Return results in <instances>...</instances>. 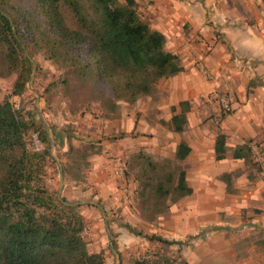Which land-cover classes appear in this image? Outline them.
Here are the masks:
<instances>
[{
    "label": "trees",
    "instance_id": "trees-1",
    "mask_svg": "<svg viewBox=\"0 0 264 264\" xmlns=\"http://www.w3.org/2000/svg\"><path fill=\"white\" fill-rule=\"evenodd\" d=\"M137 8L135 0H0V79L15 74L11 94L21 96L33 71L31 54L43 52L68 67L74 78L83 76L110 109L118 101L133 104L150 96L158 81L179 74L183 67L166 49L164 35L153 30ZM178 109L171 107L168 125L180 134L190 105L180 102ZM31 132L42 151H29L26 138ZM213 149L216 161L226 158L230 150L225 134H216ZM190 152L180 141L174 159L164 165L142 154L135 158L132 174L138 196L149 203L142 212L161 215L168 200L192 194L181 165ZM49 159L45 125L17 112L8 101L0 103V264H104L102 253L87 251L82 236L86 222L77 207L49 191ZM231 159L249 163L250 146L231 150ZM224 179L231 181L229 174ZM147 238L167 246L179 244L154 235Z\"/></svg>",
    "mask_w": 264,
    "mask_h": 264
},
{
    "label": "rangeland",
    "instance_id": "rangeland-1",
    "mask_svg": "<svg viewBox=\"0 0 264 264\" xmlns=\"http://www.w3.org/2000/svg\"><path fill=\"white\" fill-rule=\"evenodd\" d=\"M118 2L121 4L124 0ZM138 13L144 19V14L139 10ZM31 55L34 66L24 92L21 96L11 94L15 74L0 79V103L8 101L12 106L17 103V108L13 106L17 112L40 120L48 130L52 159L47 162V187L56 198L77 207L76 211L86 222L82 236L89 253H102L104 264L137 261L201 264L195 254L199 252L208 260L211 235L229 236L242 230L249 247V243L262 237L251 224V219L262 212L258 209L252 218L246 210L228 214L234 231L224 232V226H209L204 223H209L207 219L198 221L196 217L208 214V207H217L220 214L214 221L224 223L225 213L230 210L223 207H264V133L254 131L251 138L243 140V144L251 148L249 163L237 161L235 166V160H231V150L241 145L227 146L230 151L229 161L222 163L225 166L216 167L217 164L210 161L204 165L202 173L190 163L186 164V158L181 165L187 184L198 186L196 192L192 190L191 195L176 202L168 200V208L161 215L142 212L141 207H148L149 203L138 196V182L132 174L135 158L142 154L164 165L174 159L176 151L173 144L177 133L168 125L173 114L171 107H164L169 78L158 81L150 96L133 104L118 101L110 109V104H102L99 93L92 90L83 76L79 74L74 78L68 67L47 59L43 52ZM254 86L252 82L247 91ZM204 104L202 114L190 116V125L191 129H200L203 141L208 144L213 132H221L220 124L235 110L233 101H222L219 97ZM144 109L148 116L143 118ZM188 129L187 122L184 132L178 134L180 141L187 144V140L193 138L185 134ZM54 135H58V139ZM60 136H63L61 141ZM26 142L29 151L43 149L32 132ZM96 161L107 165L105 171L117 183L120 181L121 184H117L120 192L115 197L107 194L98 197L95 189L86 194L88 188L95 187L92 172ZM229 162L231 166L226 165ZM122 168L120 174L118 170ZM228 169L232 170L225 171ZM227 174L231 177L230 183L224 179ZM198 207H201L199 211ZM153 235L179 244L167 246L150 241L147 237Z\"/></svg>",
    "mask_w": 264,
    "mask_h": 264
},
{
    "label": "crops",
    "instance_id": "crops-1",
    "mask_svg": "<svg viewBox=\"0 0 264 264\" xmlns=\"http://www.w3.org/2000/svg\"><path fill=\"white\" fill-rule=\"evenodd\" d=\"M135 2L150 27L166 38V49L177 55L182 63L183 71L168 79V97L164 107L175 106L179 112L180 102L186 101L190 105L187 113L189 129L185 134L188 138L195 137L196 140H187L191 152L186 164L190 163L200 173L204 172V165L210 161L216 163V167L225 166L222 163L229 161L227 155L222 161H216L214 158V139L217 132H213L210 136L212 139L207 144L203 141L199 128L191 129L190 116L195 113L202 114L206 107L204 101L210 103L213 98L219 97L222 101H233L235 110L220 124L221 133L228 137L227 146L242 145L243 140L251 138L254 131L264 133V0ZM252 82H255V86L249 87L247 91ZM146 110L142 113L143 118L148 116ZM156 117L158 118V115ZM176 135L173 151L181 139ZM55 137L58 139V135ZM62 139L60 136L59 140ZM230 163L226 165L231 166ZM237 164L235 161L234 165ZM94 169L92 175L95 177V187L88 188L86 194H91L95 189L98 197H104L106 194L115 197L117 192H120L117 190L120 181L117 183L113 176L105 171V164L96 161ZM191 188L196 192L198 186L193 185ZM223 208L230 210L225 213L224 223L214 221L220 214L217 207H208L209 213H204L203 217L199 216L198 219L196 217V220L207 219L209 223H204L209 226H224V232L234 231L228 214H236V211L243 213L246 210L252 218L255 209H258L262 212L260 216L251 219V224L252 228L262 233V237L249 243V247L244 242L242 230L229 236L211 235L208 237V260L206 261L199 252L195 254L202 261L201 264H264V207ZM199 209L201 207L196 208L197 211ZM241 247L245 249L244 252L239 249ZM204 261L206 262L203 263Z\"/></svg>",
    "mask_w": 264,
    "mask_h": 264
},
{
    "label": "built area",
    "instance_id": "built-area-1",
    "mask_svg": "<svg viewBox=\"0 0 264 264\" xmlns=\"http://www.w3.org/2000/svg\"><path fill=\"white\" fill-rule=\"evenodd\" d=\"M13 106H14V108H17V103H16V104H14ZM118 171H119V173H120V174H122L123 168H122V169H120V170H118ZM124 192H125V189H124Z\"/></svg>",
    "mask_w": 264,
    "mask_h": 264
}]
</instances>
